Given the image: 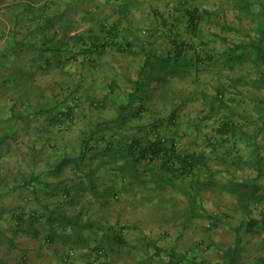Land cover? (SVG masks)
<instances>
[{"label": "crops", "instance_id": "crops-1", "mask_svg": "<svg viewBox=\"0 0 264 264\" xmlns=\"http://www.w3.org/2000/svg\"><path fill=\"white\" fill-rule=\"evenodd\" d=\"M50 1L0 30L16 69L0 78V155L30 131L50 140L27 147L24 180L0 191V264H66L70 252L69 264H92L100 250L108 264H142L168 233L147 209L165 190L183 204L191 194L201 214L206 194L234 196L243 251L253 260L258 249L253 263L264 264V0L254 26L252 0ZM158 132L204 168L191 183L136 161L132 147L147 150Z\"/></svg>", "mask_w": 264, "mask_h": 264}, {"label": "rangeland", "instance_id": "rangeland-1", "mask_svg": "<svg viewBox=\"0 0 264 264\" xmlns=\"http://www.w3.org/2000/svg\"><path fill=\"white\" fill-rule=\"evenodd\" d=\"M75 4L79 3L80 0H72ZM254 5L252 7L253 10L252 16H249V21L254 26L257 23L260 17V11L258 9V4L255 3V0H252ZM41 2L52 4L53 1L50 0H0V30L6 25L10 24V21L20 18H29V13H26L23 8L30 5L32 8L34 5H40ZM87 3L91 6L92 4H96L95 0H87ZM17 7V8H16ZM172 8V7H171ZM257 8V9H256ZM22 9V11H21ZM106 9V8H105ZM108 9V8H107ZM106 13L109 17L114 16L117 12L107 10ZM11 10V11H9ZM33 10V9H32ZM256 11V12H255ZM31 18L34 19L35 12L32 11ZM76 12V11H75ZM74 12V13H75ZM81 13L80 11H77ZM262 12V11H261ZM16 14L14 17L13 15ZM256 14H258L256 16ZM173 18L168 17L170 19V25H175L177 28L178 17L173 14ZM177 20V21H176ZM254 23V24H253ZM15 28V27H14ZM25 28V27H24ZM23 28V29H24ZM27 28V27H26ZM26 30V29H25ZM97 44L99 42L95 41ZM187 46L191 44L186 43ZM223 44L218 45V49L222 50L224 47ZM3 59V60H2ZM14 59V58H13ZM8 59L2 58L0 55V67L4 69V74H0V78L4 75L7 77L9 68V73L12 74L13 70L12 63ZM95 63L97 60H93ZM2 64V65H1ZM10 64V67H9ZM8 65V66H7ZM0 68V71L2 69ZM7 70V71H6ZM2 75V76H1ZM9 76V75H8ZM23 77V75H22ZM31 80L33 76H30ZM39 77V76H38ZM101 77H104L101 75ZM29 93H33L32 91H28ZM27 92V93H28ZM188 93V91H187ZM6 94V93H4ZM199 110L196 106L195 110ZM187 110V115H189ZM37 138L34 136L33 132L30 131L23 138H15L10 139V147L14 146L12 149V153L9 155H0V168L10 167L11 170L9 172V181L11 182L9 187H5L0 185V191L7 190L9 196L15 191L16 186H12L13 184H17L20 180H24L25 175L27 174L25 169L21 167V161L25 158L28 160H33L35 156L33 155V149H30L28 153H25L28 146H34L37 144L43 149H46L47 146H50L49 141L46 138L36 140ZM8 143V144H9ZM45 146V147H44ZM5 147L1 146L0 150H4ZM29 149V147H28ZM43 149L41 151H43ZM59 155V154H58ZM60 156V155H59ZM2 173L0 172V179L2 178ZM249 175H253L251 171L248 173ZM192 180L190 181V183ZM192 189V187H191ZM155 191V190H153ZM163 198V205H161L157 199L152 201V204L147 205V209L151 210L155 214L161 215L164 223V232H168L167 234H163V236L157 238L154 235V239L157 240L158 244L153 243L152 251L143 252V255H148L147 259L144 260L142 264H224L223 256L228 248H233L236 251V259L241 262V264H254L253 262L258 256V249L253 251L254 259L251 260V256H247V252H244L242 245V237L240 235V242L238 245H235L237 238V227H240V224L243 223L244 215H242V208L240 204L234 203L231 201L234 196L226 197L227 192L222 191L224 194L220 192L219 201L213 202L214 196H210L206 194L203 198V212L202 217H193V213H190V196L186 194L187 201L183 204L179 199H175L172 196V192L169 190H165ZM7 196V195H6ZM171 196V197H170ZM170 197L167 201L166 198ZM3 198V197H2ZM230 199V200H229ZM229 200V202L227 201ZM8 200L6 203H8ZM12 206L11 203H9ZM255 211V216L257 214V210ZM208 216L209 218H207ZM162 238L163 242H158ZM160 245V247L158 246ZM151 248V245H149ZM107 257V255H106ZM248 259V260H247ZM175 260V261H173ZM135 264V263H133ZM141 264V263H138Z\"/></svg>", "mask_w": 264, "mask_h": 264}, {"label": "trees", "instance_id": "trees-1", "mask_svg": "<svg viewBox=\"0 0 264 264\" xmlns=\"http://www.w3.org/2000/svg\"><path fill=\"white\" fill-rule=\"evenodd\" d=\"M186 22L188 24L189 29L191 28V31H192L193 26H194V21L192 20L191 17H188ZM184 46H186L187 49H193L192 45L187 46V44H184ZM257 48L260 51H262L263 46L260 43H258L255 46V49ZM154 138H155L154 142H148L147 150L143 149L141 147V144L139 143H137L138 145H135L136 147L134 148L132 147V149H134L133 153L136 154L135 155L136 161H138L139 164H149L155 161H160L161 164L165 166V168L167 169L166 170L167 173H170L171 175H173L172 172L174 171L175 174L182 175V176L185 175V178H190V180H192L195 177V170L199 169L197 168L196 160H194V155H189L185 153H182V154L177 153V149H176L177 146L174 143V141H171L167 136H164L160 134L159 132ZM202 169L204 168H200L199 170L202 171ZM255 193H256L255 189L251 190V193H249L250 197L253 194L255 195ZM251 201L252 203H250L249 205H251L252 207L253 205L256 206L258 204L256 202L255 196L251 197ZM190 208H191V213L197 216L198 215L203 216L201 213H199V209H197V205L195 204V202L190 203ZM249 209H250V206H247L246 211H249ZM203 211L204 210L202 209V212ZM206 217L209 218L208 216ZM241 226L242 224H240V227H239L240 229L237 230V238H236L235 245H238L240 242ZM101 251H103L106 255V252L104 250L97 251L95 255ZM235 251L236 250L233 248H228L226 250L223 256L224 264H241V262L236 259Z\"/></svg>", "mask_w": 264, "mask_h": 264}, {"label": "built area", "instance_id": "built-area-1", "mask_svg": "<svg viewBox=\"0 0 264 264\" xmlns=\"http://www.w3.org/2000/svg\"><path fill=\"white\" fill-rule=\"evenodd\" d=\"M108 1V0H105ZM76 257L75 253L70 252L68 255L64 258V262L66 264H69L72 259ZM92 264H108L107 257L103 251L98 252L91 260Z\"/></svg>", "mask_w": 264, "mask_h": 264}]
</instances>
